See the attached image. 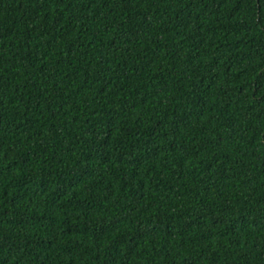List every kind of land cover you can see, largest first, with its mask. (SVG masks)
<instances>
[{"label":"trees","instance_id":"obj_1","mask_svg":"<svg viewBox=\"0 0 264 264\" xmlns=\"http://www.w3.org/2000/svg\"><path fill=\"white\" fill-rule=\"evenodd\" d=\"M0 264H264V0H0Z\"/></svg>","mask_w":264,"mask_h":264}]
</instances>
